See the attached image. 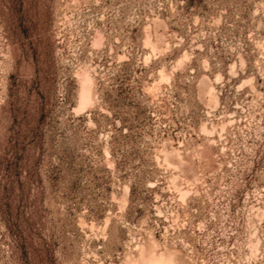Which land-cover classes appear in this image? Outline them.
Returning <instances> with one entry per match:
<instances>
[{"label":"rangeland","instance_id":"1","mask_svg":"<svg viewBox=\"0 0 264 264\" xmlns=\"http://www.w3.org/2000/svg\"><path fill=\"white\" fill-rule=\"evenodd\" d=\"M151 251L264 264V0H0V264Z\"/></svg>","mask_w":264,"mask_h":264},{"label":"bare ground","instance_id":"2","mask_svg":"<svg viewBox=\"0 0 264 264\" xmlns=\"http://www.w3.org/2000/svg\"><path fill=\"white\" fill-rule=\"evenodd\" d=\"M81 97L84 101L90 100L89 89L85 86L82 87V89H81ZM142 253L140 255V258L142 259V261L146 262L145 264H173L170 260V257L164 256V255L153 256L152 251H151L152 255H149V256H144Z\"/></svg>","mask_w":264,"mask_h":264}]
</instances>
